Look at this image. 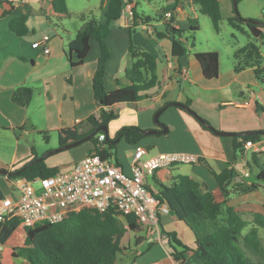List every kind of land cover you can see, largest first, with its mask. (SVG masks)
<instances>
[{
	"label": "crops",
	"instance_id": "crops-1",
	"mask_svg": "<svg viewBox=\"0 0 264 264\" xmlns=\"http://www.w3.org/2000/svg\"><path fill=\"white\" fill-rule=\"evenodd\" d=\"M85 1L87 6L75 12L99 9L100 0L96 4L92 0ZM157 1L159 3L155 2L154 7L157 21L138 25L132 35L131 23L128 20L131 4L126 5L122 17L111 24V32L106 39V45L111 53L106 68V89L112 91L120 85L130 84L125 70L133 63L130 54L132 42L155 55L158 82L144 92L143 98L138 102L114 106L118 117L110 122L108 133L114 137L118 130L131 125L139 126L143 130L156 128L162 130L163 126H166L167 131L147 135L137 146L121 140L117 148L116 163L130 171L133 157L128 156L126 150L130 148L135 152L140 146L150 149L145 155L147 157L178 151L196 154L200 158L199 162L175 164L157 170L151 176L155 187L147 179L150 189L157 190L158 182L169 185L173 177L186 174L204 184L213 191L218 200H222L214 173L234 167L240 174L236 182L241 180L251 182V178L243 176L248 165L244 163L243 158L246 157L250 161L254 150L245 147L244 153L237 155L233 136L219 135L203 128L195 117L175 105L167 106L161 112L159 121L161 118L162 127L157 126L155 114L169 102L190 101L191 108L204 116L217 130L236 133L263 131L264 116L258 120L256 106L261 104L260 100L264 102V88L260 86L251 68L236 72L231 67L227 72L229 79L223 80L219 63V77L207 79L194 56L196 52H189L181 58L174 57L172 41L167 37L158 36V32L164 30L165 13L171 11L176 18L175 26L186 30L191 26L192 18L199 19L198 7L193 3L177 4L174 0ZM222 4L230 13L229 16L232 15L235 10L234 1L224 0ZM100 11L101 20L104 21L105 11L104 9ZM237 11L246 19H254L264 24V0L237 1ZM22 14L28 16L26 24L29 32L26 35H18L10 27L11 20ZM62 24L63 34L58 32L52 35L49 32L48 21L42 14L41 0H0V169L12 172L33 159L32 148L35 149L34 144L38 143L39 130L49 131L52 141L54 133L60 128L83 123L91 114L99 112L100 106L95 102L93 92V77L100 55L99 42L91 40V49L84 63L73 67L66 52L69 39L75 35L78 26L69 27L64 22ZM45 34L50 36L47 53L41 46L35 47V43ZM246 34L250 37L249 33ZM21 86L35 90L27 107L16 104L12 99L14 91ZM218 105L221 107L234 105L241 113L227 112L228 114L223 117L225 110H221L220 116L211 117L201 110L216 109ZM88 143L90 144L85 147V153L74 162L89 154L93 144ZM123 145L125 146L122 148ZM152 148L154 149L151 150ZM121 152L124 155L120 154ZM37 155L40 156L38 153ZM263 155H260V160L264 162ZM46 162L49 166H55L49 164L48 160ZM5 178L11 183L9 176L5 175ZM229 205L247 214L249 212L264 214V185L257 191L231 194ZM161 217L166 230L176 231L185 244L195 247V236L191 230L192 236L187 240L183 238V233L188 234L186 224L169 213H164ZM154 241L164 248L167 254L164 259L166 264H175L163 239ZM195 256L191 254L184 264H191ZM133 264L139 263L135 260Z\"/></svg>",
	"mask_w": 264,
	"mask_h": 264
},
{
	"label": "trees",
	"instance_id": "trees-1",
	"mask_svg": "<svg viewBox=\"0 0 264 264\" xmlns=\"http://www.w3.org/2000/svg\"><path fill=\"white\" fill-rule=\"evenodd\" d=\"M174 1L177 4L193 3L201 14L210 17L215 32L219 31L222 0ZM41 2L42 14L49 22L63 21L71 16L67 0ZM128 4H131L133 13L131 35L138 25L157 21L150 15L140 14L134 0H100L99 9L105 11L104 21L90 17L85 12L79 15L83 23L69 39L66 55L71 66L81 65L90 52L91 40L99 42L100 55L93 77V92L100 109L97 114H91L85 122L57 131L61 151L75 147L70 145L93 134L91 139L77 145L91 142L93 148L89 154L95 152L103 158L116 160L121 140L137 146L147 137L145 130L134 125L121 128L114 137L109 136L108 130L101 129L103 126L109 129L110 122L118 117L114 110L115 105L138 102L143 98L144 92L158 82L155 55L132 42L130 54L133 63L125 70L130 84L120 85L112 91L106 89V68L111 56L106 39L111 32V24L122 17ZM27 19L26 14L13 18L10 22L11 29L18 35L28 34ZM228 21L235 29L250 34L248 43L235 52L234 70L240 72L245 68H251L257 81L264 83V56L261 50L264 44V24L249 22L236 9L228 17ZM175 23L174 15L166 18L164 30L159 31L158 36L169 38L172 41V55L181 58L189 51L185 45L188 37L186 30L177 28ZM197 28V24L192 23L190 26L191 31ZM182 38L185 40L182 41ZM193 42L194 39L192 44ZM194 56L207 79L219 77L220 54L217 51L196 52ZM34 94L33 88L21 86L14 91L12 99L16 104L27 107ZM184 104L186 108L177 107L195 117L203 128L214 132L215 128L191 108L190 101ZM256 108L260 110L263 107L257 104ZM38 133L42 135L44 141H51L49 131L39 130ZM101 134L105 135V139H100ZM263 138L264 130L248 135L235 134L233 144L236 154L244 153L246 141L257 142ZM32 151L33 159L12 171L9 179L17 177L35 179L51 176L60 170L58 166H49L46 157H39L34 147ZM261 154H264V144L261 152H252L251 160L248 162L251 172L256 170L255 179L251 182L247 180L236 182L240 174L234 167L214 173L222 200H218L213 191L204 184L186 174L173 177L169 185L158 182L157 190L151 189V193L159 202L168 206L169 214L183 221L195 236V247L185 244L176 231L164 228L162 214H159L163 242L175 261L184 264L190 255L194 254L203 264H264V237L260 234L261 229L264 232V214L260 212L247 214L229 205L231 194L257 191L264 185V162L260 160ZM0 195H3L1 191ZM125 219L127 227L114 210L100 211L92 206L81 207L57 223L40 221L25 226L18 218H10L0 227V243L4 245L0 253V264H18L17 260L20 258L29 264H118L119 255L130 254L129 251L132 250L131 237H134L137 247L143 245L146 240L145 236L140 234L144 230L140 218L128 214ZM153 243L151 242L148 248H151Z\"/></svg>",
	"mask_w": 264,
	"mask_h": 264
},
{
	"label": "built area",
	"instance_id": "built-area-1",
	"mask_svg": "<svg viewBox=\"0 0 264 264\" xmlns=\"http://www.w3.org/2000/svg\"><path fill=\"white\" fill-rule=\"evenodd\" d=\"M172 15L171 11L165 13L166 18ZM128 20L132 23L131 9ZM49 39V35H43L35 47L41 46L45 53L49 52ZM100 139H105V135L101 134ZM263 144L264 140H248L245 147L261 152ZM148 153L147 147H138L130 171H126L113 158H103L93 152L51 176L12 178L17 195H0V227L10 218H18L25 226L40 221L57 223L81 207L92 206L100 211L114 210L126 227L125 216L134 214L142 221L148 236L163 239L159 214L169 213V208L151 193L147 179L159 169L175 164H193L199 162L200 158L196 154L181 151L145 157ZM243 161L246 164L249 162L246 157ZM250 175L251 170L247 165L243 176ZM3 249L4 245L0 243V253Z\"/></svg>",
	"mask_w": 264,
	"mask_h": 264
},
{
	"label": "rangeland",
	"instance_id": "rangeland-1",
	"mask_svg": "<svg viewBox=\"0 0 264 264\" xmlns=\"http://www.w3.org/2000/svg\"><path fill=\"white\" fill-rule=\"evenodd\" d=\"M137 3V10L141 14L150 15L153 18L157 19V12L154 9L155 2L159 3L157 0H134ZM151 1V2H150ZM69 9L71 10V16L64 21H53L49 22V32L54 35L55 33H61L63 34V27L62 23L69 25V27H77L78 29L82 25V20L80 18V12L78 9H83L82 7L87 6V2L85 0H67ZM93 3H99V0H92ZM224 2V0H223ZM222 2V3H223ZM235 7V6H234ZM239 10V9H238ZM90 17H96L98 19H101L102 13L99 9L95 10V8L91 11L85 12ZM229 12H227L224 8V5L222 4V19L220 21V28L218 32H215L214 27L212 25L211 19L208 15L201 14L198 11V18H192L193 24H197L198 28L195 31H191L190 27L186 28V36L188 37V40H185V45L189 48V52H204V51H217L220 54V64L223 72V80L229 79V74L227 73L228 70L235 65V52L238 48L246 45L248 41L250 40V37L237 29H235L228 21ZM196 21V22H195ZM56 37V36H55ZM194 39V44H192V40ZM264 52V46L262 47ZM260 83V82H259ZM264 88V83H260ZM261 101L262 109L256 111L257 118L260 120L262 116H264V102ZM254 107V105H253ZM203 113L207 116H220L221 110H225L223 112V117H225L228 113H241V111H237L236 107L232 105L231 107H221L217 106L216 109L212 108H201ZM251 110L254 111V109L251 107ZM195 111V110H194ZM196 112V111H195ZM228 112V113H227ZM198 114V112H196ZM254 113V112H253ZM199 115V114H198ZM203 120H206L204 116L199 115ZM197 120V119H196ZM161 121V118H160ZM198 121V120H197ZM199 122V121H198ZM210 123V122H209ZM162 124V122H161ZM210 125H212L210 123ZM213 126V125H212ZM166 127V126H165ZM214 127V126H213ZM215 128V127H214ZM216 129V128H215ZM222 131V130H221ZM50 137L51 133H50ZM34 144V142H33ZM90 144L88 142H85L81 145H77L75 147H72L70 149L64 150V151H58L53 152L54 150L58 149V135L57 133H54L52 141L46 142L42 138V135H39L38 143L34 144L35 150L40 155L39 157H43L44 155H47L46 160H48V163L51 165H55L60 167L61 170L70 167L75 159L80 157L85 153V147ZM125 145L122 146V148ZM152 148L151 150H153ZM150 150V149H148ZM124 155L122 152L120 153ZM126 154L128 156L134 155V151L130 148L126 150ZM147 157V156H145ZM262 160H264V155L262 156ZM256 176V170L251 172V175L246 178L255 179ZM149 182L155 187L151 177H148ZM36 187H38V184H35ZM0 191L3 195H9L14 194L17 195V192L14 191V186L12 185V182L8 181L5 178V175L0 174ZM249 218V215L247 216ZM183 222V221H181ZM182 224V223H181ZM183 224H185L183 222ZM185 226V225H184ZM187 232L183 233V238L187 240L189 236H192V232L187 227ZM246 231V230H245ZM143 236H145L146 240L143 245L136 246L134 237H131V247L132 250H130V254H120L118 259V264H133L135 260L138 261L139 264H151L154 262H159V264H166L165 262V256L167 255L162 245L156 243L154 240L156 237L148 236L147 235V229L144 228L140 232ZM261 236L264 237V232L261 229L260 230ZM152 238V239H150ZM151 242H154L151 246V248H148ZM177 263V261H175ZM18 264H29L28 261L20 258L17 260ZM175 263V264H176ZM191 264H203L201 260L195 256L192 260Z\"/></svg>",
	"mask_w": 264,
	"mask_h": 264
},
{
	"label": "water",
	"instance_id": "water-1",
	"mask_svg": "<svg viewBox=\"0 0 264 264\" xmlns=\"http://www.w3.org/2000/svg\"><path fill=\"white\" fill-rule=\"evenodd\" d=\"M234 6H235V9L237 11V0H234ZM238 12V11H237ZM249 22H252V23H256V24H259L260 22L257 21V20H254V19H248ZM170 105H175V106H180L182 108H186V105L184 103H181V102H169L168 104H166L164 107H162L161 109H159L156 114H155V122L157 124L158 127H162V124L161 122L159 121V116L161 114V112L163 111V109L167 106H170ZM212 127V126H211ZM213 128V127H212ZM101 129L103 130H108L106 127H101ZM167 131V128L165 126H163V129H149V130H145V134L146 135H150V134H155V133H159V132H166ZM214 132L216 134H219V135H223V136H234L235 134H239V135H248V134H253V133H257V132H260V130H251V131H244V132H239V133H236V132H225V131H221V130H217L215 129ZM93 136V134H90L88 135L87 137L83 138L82 140H80L79 142L77 143H74L71 146H76L77 144L81 143L82 141H86V140H89L91 139V137ZM62 148H58L56 150H54L53 152H58V151H61ZM0 174H3V175H7V176H11L12 175V172L9 171L8 169H0Z\"/></svg>",
	"mask_w": 264,
	"mask_h": 264
}]
</instances>
